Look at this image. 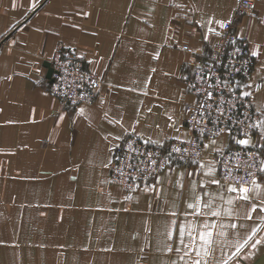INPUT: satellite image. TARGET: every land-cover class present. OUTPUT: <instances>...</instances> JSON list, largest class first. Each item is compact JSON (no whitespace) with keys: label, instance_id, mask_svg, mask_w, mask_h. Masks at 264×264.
Returning a JSON list of instances; mask_svg holds the SVG:
<instances>
[{"label":"crops","instance_id":"crops-1","mask_svg":"<svg viewBox=\"0 0 264 264\" xmlns=\"http://www.w3.org/2000/svg\"><path fill=\"white\" fill-rule=\"evenodd\" d=\"M237 1L0 0V264H264V171L241 200L216 158L247 139L264 167V0L232 21L258 52L251 80L238 81L242 93L261 84L255 131L204 136L199 159L132 191L108 178L126 136L187 138L186 79ZM60 45L102 78L90 103L64 105L50 92L47 62ZM197 197L199 211L188 208ZM201 232L211 233L208 255Z\"/></svg>","mask_w":264,"mask_h":264},{"label":"built area","instance_id":"built-area-1","mask_svg":"<svg viewBox=\"0 0 264 264\" xmlns=\"http://www.w3.org/2000/svg\"><path fill=\"white\" fill-rule=\"evenodd\" d=\"M254 0H238L233 18L223 21L220 35L211 45L208 56L194 63L186 87L194 101L185 106V139L174 138L163 144L147 142L135 135L126 136L116 147L109 165V181L132 191L137 185L171 163H188L200 158L202 137L228 133L234 138L255 131L259 114L253 107L251 94L261 86L253 83L248 96H242L238 81L251 80L255 66L248 42L232 31L233 19L247 12ZM187 49V45L182 46ZM52 67L50 92L69 106L90 103L102 85V78L88 69L83 56L73 49L58 46L50 59ZM211 92L209 98L206 93ZM178 150V151H177ZM263 152L256 146L237 143L216 151L222 181L234 187L249 186L261 171Z\"/></svg>","mask_w":264,"mask_h":264},{"label":"snow or ice","instance_id":"snow-or-ice-1","mask_svg":"<svg viewBox=\"0 0 264 264\" xmlns=\"http://www.w3.org/2000/svg\"><path fill=\"white\" fill-rule=\"evenodd\" d=\"M216 23H219L221 27L224 26L222 21H216ZM209 31H214V30L213 29H209ZM215 34L216 35H220L219 32H216ZM205 38L207 39V37H205ZM251 55L252 56H257L258 52L254 50L251 53ZM206 95L209 98H211L212 93L211 92H207ZM241 95L242 96H248V95H250V93L249 92H243V93H241ZM80 111L83 112V109H81ZM237 143H239V144H247V143H249V141L247 139H241V140H238ZM193 162L195 163V161H193ZM261 171H264V167L261 168ZM212 183H218V181L213 180ZM253 183H254V186H255L254 189H249L247 186H241L238 189L235 188V187H230L229 190L230 191H234V192L238 191L240 193L239 199L248 200L249 199V193L251 191L259 189V187H260L259 184L255 183V181ZM229 203H231V201H229ZM187 207L188 208H196V210L199 211V198L198 197L196 198V203L195 204L189 203L187 205ZM205 207H208V205H205ZM213 214L215 215L216 213H213ZM205 227H207V226H205ZM233 227H235V225H233ZM187 230L189 232V236L191 237V235H192V226L189 225ZM184 231H185V227L182 225L181 226V234H183ZM168 235H169V238H171V233H169ZM210 237H211V233L210 232H201L199 234V239H200V241L203 242V246H204L203 247L204 255H208L209 252L211 251V249L207 247V245H209L211 243ZM256 243H260V241H257ZM253 247H255V245H253ZM238 252H239V248L237 249V253ZM199 254H200V250H197V255H199ZM194 264H200V261L197 260V261L194 262Z\"/></svg>","mask_w":264,"mask_h":264},{"label":"water","instance_id":"water-1","mask_svg":"<svg viewBox=\"0 0 264 264\" xmlns=\"http://www.w3.org/2000/svg\"><path fill=\"white\" fill-rule=\"evenodd\" d=\"M48 65V72H47V77L49 78V80H51V74H52V67L50 65V62H47Z\"/></svg>","mask_w":264,"mask_h":264}]
</instances>
